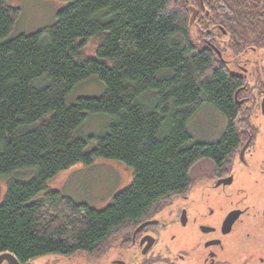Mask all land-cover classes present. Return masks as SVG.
Segmentation results:
<instances>
[{
	"label": "trees",
	"instance_id": "16d2710c",
	"mask_svg": "<svg viewBox=\"0 0 264 264\" xmlns=\"http://www.w3.org/2000/svg\"><path fill=\"white\" fill-rule=\"evenodd\" d=\"M61 1L55 24L10 37L21 10L0 0V176L10 178L0 254L22 261L101 258L153 210L209 178V166L231 164L244 133L255 131L252 109L235 100L246 79L212 44L223 57L224 35L234 50L264 48V0H203L204 8L201 0ZM90 78L102 95L70 103ZM205 106L227 122L215 142L195 141L189 130ZM99 113L111 118L105 131L82 135ZM100 158L134 173L107 208L48 189L62 170ZM26 169L36 171L30 181L12 178Z\"/></svg>",
	"mask_w": 264,
	"mask_h": 264
},
{
	"label": "flooded vegetation",
	"instance_id": "af4514ba",
	"mask_svg": "<svg viewBox=\"0 0 264 264\" xmlns=\"http://www.w3.org/2000/svg\"><path fill=\"white\" fill-rule=\"evenodd\" d=\"M233 60L246 79L235 100L252 109L255 131L244 133L231 164L212 166L209 178L153 210L99 259L51 254L17 257L20 264H264V133L257 123L264 115V66L253 71L250 59Z\"/></svg>",
	"mask_w": 264,
	"mask_h": 264
},
{
	"label": "rangeland",
	"instance_id": "374dc122",
	"mask_svg": "<svg viewBox=\"0 0 264 264\" xmlns=\"http://www.w3.org/2000/svg\"><path fill=\"white\" fill-rule=\"evenodd\" d=\"M9 4L21 10V16L10 37L33 34L52 26L57 21L58 12L67 5L61 0H9ZM220 38L227 49L225 53L227 60L241 54V59H250L251 70L257 71V68L264 66V49H251L242 54L243 51L234 50L227 44L225 35ZM103 92L102 83L96 78H90L75 88L69 97V102L74 103L81 96H100ZM110 122L111 118L106 114H92L80 128L81 134L85 136L98 135L105 131ZM257 123L261 135L264 133V116L259 117ZM226 129L227 122L224 116L210 106L203 107L189 124V130L195 141H218ZM95 144L93 141L89 145V149H92ZM211 168V166L208 167L210 171H212ZM35 173V169H26L15 173L12 178L30 181L34 178ZM133 175L131 167L100 158L89 166L78 163L62 170L48 181V189L61 191L78 203H86L92 208L103 210L112 203L117 193L130 185ZM9 180V177L0 176V204L6 197ZM44 195L45 192H41L35 199H41Z\"/></svg>",
	"mask_w": 264,
	"mask_h": 264
},
{
	"label": "water",
	"instance_id": "95a60500",
	"mask_svg": "<svg viewBox=\"0 0 264 264\" xmlns=\"http://www.w3.org/2000/svg\"><path fill=\"white\" fill-rule=\"evenodd\" d=\"M202 5H203V1H202ZM195 18H196V10H194V13L192 14L191 23L194 22ZM213 47L215 48V50H217L219 52L220 56H222L221 51L218 50L215 45H213ZM263 104H264V101H263ZM263 112H264V108H263ZM248 145H249V141L247 142V144L243 147V149L241 151V156L242 157H244V154H245V151H246ZM4 261H8L9 264H20V262H19L18 258L16 257V255L13 254L12 252H9V251L0 254V264H3Z\"/></svg>",
	"mask_w": 264,
	"mask_h": 264
}]
</instances>
